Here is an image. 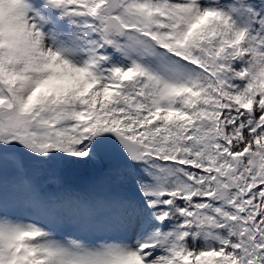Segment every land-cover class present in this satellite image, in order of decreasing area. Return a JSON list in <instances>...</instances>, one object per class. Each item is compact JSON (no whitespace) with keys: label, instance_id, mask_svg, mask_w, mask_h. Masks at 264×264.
<instances>
[{"label":"snow or ice","instance_id":"1","mask_svg":"<svg viewBox=\"0 0 264 264\" xmlns=\"http://www.w3.org/2000/svg\"><path fill=\"white\" fill-rule=\"evenodd\" d=\"M0 264H264V0H0Z\"/></svg>","mask_w":264,"mask_h":264},{"label":"rangeland","instance_id":"2","mask_svg":"<svg viewBox=\"0 0 264 264\" xmlns=\"http://www.w3.org/2000/svg\"><path fill=\"white\" fill-rule=\"evenodd\" d=\"M64 171L63 177H70L72 183L80 186L85 191L80 192L76 190L74 187H70L73 191L78 193L92 195V196H100L103 197L105 195H109L111 192L110 187L104 182L100 173L90 167L82 168V169H62V173ZM72 171V172H71ZM59 173L58 170H30L29 176L39 185L43 186L45 190L55 185L56 174ZM51 174V175H50ZM79 174V175H78ZM92 174L91 177L88 175ZM62 175V174H61ZM94 176V177H93ZM11 177L9 176V179ZM59 178V177H58ZM68 186V185H67ZM67 186L65 188H67Z\"/></svg>","mask_w":264,"mask_h":264}]
</instances>
